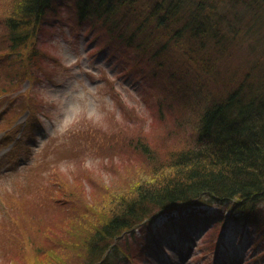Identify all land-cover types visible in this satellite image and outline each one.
<instances>
[{
    "label": "rangeland",
    "instance_id": "rangeland-1",
    "mask_svg": "<svg viewBox=\"0 0 264 264\" xmlns=\"http://www.w3.org/2000/svg\"><path fill=\"white\" fill-rule=\"evenodd\" d=\"M68 2L53 0L14 47L5 20L21 0H0V264H88L98 225L195 145L196 98L219 90L152 20L139 26L120 7L115 25L83 21ZM138 6L147 18L149 2ZM257 29L253 57L264 49ZM247 47L229 53L236 72ZM207 203L214 213L187 207L190 215L133 224L110 242V264H264V226L226 228L235 208Z\"/></svg>",
    "mask_w": 264,
    "mask_h": 264
},
{
    "label": "trees",
    "instance_id": "trees-1",
    "mask_svg": "<svg viewBox=\"0 0 264 264\" xmlns=\"http://www.w3.org/2000/svg\"><path fill=\"white\" fill-rule=\"evenodd\" d=\"M139 1L149 2L147 18L140 16L139 6L134 8ZM75 3L79 20L94 17L115 25L120 7L122 12L134 10L139 26L152 20L153 28L194 63L196 73L219 85L215 94L196 98V146L177 153L165 165L167 173L159 171L161 177L149 184L139 182L133 194L120 201L119 210L91 235L87 263L104 264L102 254L110 242L144 218L187 206L193 210L209 200L235 208L230 215L233 220H253L264 226V213L255 209L264 203V49L253 57L254 38L250 40L254 29L258 28L253 35L264 33V0ZM49 4L50 0H21L17 13L6 17L8 39L14 47L26 43L30 24ZM117 36L122 40L121 34ZM243 43L249 47L239 73L229 62V53Z\"/></svg>",
    "mask_w": 264,
    "mask_h": 264
}]
</instances>
